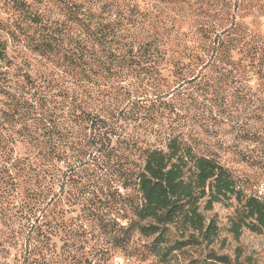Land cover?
<instances>
[{
    "label": "trees",
    "instance_id": "obj_1",
    "mask_svg": "<svg viewBox=\"0 0 264 264\" xmlns=\"http://www.w3.org/2000/svg\"><path fill=\"white\" fill-rule=\"evenodd\" d=\"M10 1L0 211L20 226V264H48L54 239L75 246L95 233L116 250L152 238L148 252L169 263L215 243L222 229L207 214L217 204H236L235 238L264 232V199L192 130L214 107L264 115V0L73 3L62 23Z\"/></svg>",
    "mask_w": 264,
    "mask_h": 264
},
{
    "label": "rangeland",
    "instance_id": "obj_2",
    "mask_svg": "<svg viewBox=\"0 0 264 264\" xmlns=\"http://www.w3.org/2000/svg\"><path fill=\"white\" fill-rule=\"evenodd\" d=\"M101 0H27L35 9H39L53 21L68 22V11L65 4L76 3L85 8L97 9L96 2ZM194 1V0H192ZM207 1V0H206ZM11 1L0 0V21L11 17ZM263 27L264 32V18ZM71 23V22H69ZM7 39V35L0 30V43ZM14 43L10 40L8 54L13 53ZM16 60V59H14ZM17 61V60H16ZM15 61V62H16ZM45 62V61H43ZM3 63H0V71ZM209 106V104H207ZM2 121V120H1ZM1 123V122H0ZM133 127H130L131 132ZM150 128L148 132H150ZM198 133L202 144L211 146L215 153L222 159L245 184L248 194L257 195L264 199V115L258 116L236 113L225 116L219 113L217 107L205 113L204 119L197 121L192 129ZM138 132H147L140 129ZM257 134V142L247 139V134ZM3 133L0 125V134ZM143 134V133H142ZM155 142L154 137L150 138ZM0 150V164L2 161ZM236 204L224 206L217 204L212 213L207 216L215 217L222 231L219 238L210 246H188L181 251H176L169 256L168 261L150 254L147 246L152 238L135 235L132 242L125 250H116L101 236L95 233L87 242L77 243L75 246L64 244L58 239L51 242L50 258L48 264H221L211 259L210 254L227 256L233 264H264V232L261 234L244 230L239 238H235L228 231L229 218L234 215ZM74 216V215H73ZM1 219H5L3 223ZM124 223V222H123ZM6 224V225H5ZM18 221L11 218L9 213L0 211V264H20L21 248L15 245L13 235L20 230ZM91 231V227L88 228ZM64 246V247H63ZM63 247V248H62ZM62 248V249H61ZM68 251V252H67ZM17 258V259H16Z\"/></svg>",
    "mask_w": 264,
    "mask_h": 264
}]
</instances>
